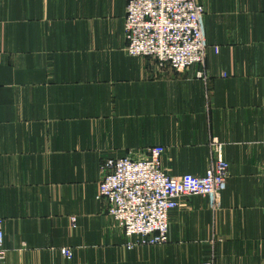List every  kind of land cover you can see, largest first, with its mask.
Returning a JSON list of instances; mask_svg holds the SVG:
<instances>
[{
  "label": "crops",
  "instance_id": "obj_1",
  "mask_svg": "<svg viewBox=\"0 0 264 264\" xmlns=\"http://www.w3.org/2000/svg\"><path fill=\"white\" fill-rule=\"evenodd\" d=\"M197 1L206 60L176 71L127 54L128 0H0L4 264H264V0ZM216 143L219 201L183 198L166 243L130 248L103 161L160 145L169 175H204Z\"/></svg>",
  "mask_w": 264,
  "mask_h": 264
},
{
  "label": "built area",
  "instance_id": "obj_2",
  "mask_svg": "<svg viewBox=\"0 0 264 264\" xmlns=\"http://www.w3.org/2000/svg\"><path fill=\"white\" fill-rule=\"evenodd\" d=\"M204 7L197 0H128L125 16V51L134 57H149L159 65L183 71L204 64L207 44L203 31ZM219 53L220 47H214ZM217 158L204 175H169L162 166L165 148L149 149L145 159L130 156L107 158L97 198L105 201L107 213L136 245L164 244L169 240V214L188 196H210L216 202L226 186L230 164L223 145L216 143ZM134 239V240H132ZM4 219L0 217V264H4ZM71 259V248L61 249ZM204 264H213L209 259Z\"/></svg>",
  "mask_w": 264,
  "mask_h": 264
}]
</instances>
